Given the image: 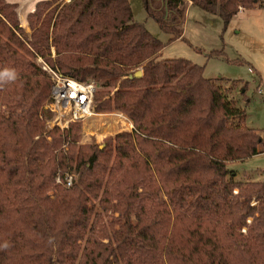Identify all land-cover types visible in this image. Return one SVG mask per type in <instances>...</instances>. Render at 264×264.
<instances>
[{
  "label": "trees",
  "instance_id": "16d2710c",
  "mask_svg": "<svg viewBox=\"0 0 264 264\" xmlns=\"http://www.w3.org/2000/svg\"><path fill=\"white\" fill-rule=\"evenodd\" d=\"M56 1L35 4L28 38L16 5L0 0V73L17 74L0 81V264H264V181L227 166L255 155L261 136L230 88L187 59H156L165 44L128 0ZM142 1L168 42L181 38L189 2L225 26L264 6ZM37 56L100 83L96 110L123 113L133 130L100 147L78 143L79 122L48 128L51 80Z\"/></svg>",
  "mask_w": 264,
  "mask_h": 264
},
{
  "label": "rangeland",
  "instance_id": "374dc122",
  "mask_svg": "<svg viewBox=\"0 0 264 264\" xmlns=\"http://www.w3.org/2000/svg\"><path fill=\"white\" fill-rule=\"evenodd\" d=\"M6 1L12 2V0ZM15 1L21 4L18 9V18L25 25L26 15L38 0ZM68 1L57 0L56 3ZM128 1L134 20L141 23L151 35L165 44L156 55V59H187L203 67L204 77L225 88H230V98H233L235 104L245 111L247 125L250 124L260 131L264 147V6L257 4L253 8L239 10L225 26L218 13L203 10L197 5H189L181 38L168 42L170 34L163 32L147 15L143 1ZM30 34V28L25 26L20 35L29 38ZM213 51H219L221 54L212 56ZM52 55H54L53 49ZM38 57L40 56L36 57L37 65ZM249 68L253 70L252 73L248 71ZM233 81H236L235 85ZM244 83H247V89L243 94ZM101 89L103 87L99 83L94 95L95 105H97V91ZM258 89H261L262 93H259ZM114 90L112 89L110 95ZM99 111L93 117L79 122V144H99L102 147L108 137L115 136L128 127L116 115L117 111ZM47 127L49 128L48 125ZM227 166L236 172L238 180L264 181V153L231 162ZM68 175L72 178L74 176L73 173Z\"/></svg>",
  "mask_w": 264,
  "mask_h": 264
},
{
  "label": "built area",
  "instance_id": "2783aa9c",
  "mask_svg": "<svg viewBox=\"0 0 264 264\" xmlns=\"http://www.w3.org/2000/svg\"><path fill=\"white\" fill-rule=\"evenodd\" d=\"M38 65L51 80L49 96L45 104V109L52 113L51 119L47 121L49 127L58 126L60 129H66L72 122H82L98 114L94 103L98 86L94 81H78L63 75L41 57H38ZM248 70L253 72L251 68ZM116 115L129 127L124 128L123 131L133 130V124L123 113L118 112ZM56 181H61L59 176L56 177ZM64 183L67 187L72 184V176L68 173L64 176Z\"/></svg>",
  "mask_w": 264,
  "mask_h": 264
},
{
  "label": "crops",
  "instance_id": "0c3cea01",
  "mask_svg": "<svg viewBox=\"0 0 264 264\" xmlns=\"http://www.w3.org/2000/svg\"><path fill=\"white\" fill-rule=\"evenodd\" d=\"M6 1V0H5ZM39 1V0H38ZM37 1V2H38ZM6 2H8V1H6ZM36 2V3H37ZM8 3H12V4H15L16 5V8H15V12H16V14H17V19H18V21H19V23H20V26L22 27V28H24L25 26H27V15L30 13V12H33L34 11V9H35V5H34V7H33V9L26 15V24L25 25H23L21 22H20V20H19V18H18V9L20 8V5L21 4H19L17 1H15V0H12V2H8ZM35 3V4H36ZM189 5H191V2H189ZM189 5H188V7H189ZM242 8H240L239 10H241ZM249 71V70H248ZM250 72V71H249ZM252 73V72H251ZM258 92L259 93H262V90L261 91H259V89H258ZM129 120V119H128ZM249 126H251V127H253V128H255L257 131H258V133L260 132L256 127H254V126H252V125H250V124H248ZM260 134V133H259ZM260 136H261V134H260ZM262 141H263V139H262V136H261V143H260V145L258 146V148H257V153L255 154V155H253V156H251V157H254V156H256V155H260V154H263L264 153V147L262 146ZM248 158H250V157H248ZM247 159V158H246ZM235 162H238V161H235Z\"/></svg>",
  "mask_w": 264,
  "mask_h": 264
},
{
  "label": "clouds",
  "instance_id": "9594fccd",
  "mask_svg": "<svg viewBox=\"0 0 264 264\" xmlns=\"http://www.w3.org/2000/svg\"><path fill=\"white\" fill-rule=\"evenodd\" d=\"M17 78V74L15 72L8 73V72H3L0 73V81H3L5 83L9 81H14Z\"/></svg>",
  "mask_w": 264,
  "mask_h": 264
},
{
  "label": "water",
  "instance_id": "95a60500",
  "mask_svg": "<svg viewBox=\"0 0 264 264\" xmlns=\"http://www.w3.org/2000/svg\"><path fill=\"white\" fill-rule=\"evenodd\" d=\"M135 75H136L137 77L141 76V75H142V70H141V69H138V70L136 71Z\"/></svg>",
  "mask_w": 264,
  "mask_h": 264
},
{
  "label": "bare ground",
  "instance_id": "6f19581e",
  "mask_svg": "<svg viewBox=\"0 0 264 264\" xmlns=\"http://www.w3.org/2000/svg\"><path fill=\"white\" fill-rule=\"evenodd\" d=\"M22 17H23V15H22ZM21 17V19L23 20V18ZM25 21H26V19H25ZM25 24V23H24Z\"/></svg>",
  "mask_w": 264,
  "mask_h": 264
}]
</instances>
